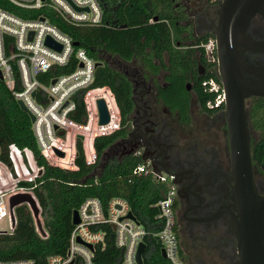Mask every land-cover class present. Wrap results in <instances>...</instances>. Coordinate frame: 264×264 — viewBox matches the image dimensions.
Wrapping results in <instances>:
<instances>
[{"label":"flooded vegetation","instance_id":"flooded-vegetation-1","mask_svg":"<svg viewBox=\"0 0 264 264\" xmlns=\"http://www.w3.org/2000/svg\"><path fill=\"white\" fill-rule=\"evenodd\" d=\"M222 1L169 0L158 6L169 18L151 10L150 17L139 19L150 24L166 21L181 55L178 70L170 49L152 58L146 54L148 47L146 53L138 50L128 59L105 52L110 66L129 82L131 98L129 119L105 148L107 159L139 155L154 169L172 174L173 228L184 264H241L236 225L244 213L243 198L254 192L264 195V165L255 155L262 152L264 158V95L249 94L244 99L249 176L236 167L233 156L217 53L212 59L202 46L206 36H219ZM103 19L96 25L108 23ZM240 38L245 79L251 84L263 80L264 1L243 26ZM209 72L214 75L203 78ZM209 79L220 87L210 90L212 85L204 83ZM201 85L214 93L207 108L198 99ZM217 95H221L218 101Z\"/></svg>","mask_w":264,"mask_h":264},{"label":"built area","instance_id":"built-area-1","mask_svg":"<svg viewBox=\"0 0 264 264\" xmlns=\"http://www.w3.org/2000/svg\"><path fill=\"white\" fill-rule=\"evenodd\" d=\"M9 1L25 8H52L75 25H96L103 16L100 0ZM5 35L12 37L8 47ZM46 37L53 39L60 47L47 44ZM202 46L213 59L216 55L215 39L208 38L202 42ZM73 58L76 65L71 71H56ZM95 67L96 61L86 49L74 44L72 37L60 30L48 16L26 18L0 6L1 78L14 97L21 99L34 115L31 121L37 145L44 158L54 166L68 170L77 168V138L82 143L86 162L94 164L97 158L95 137L110 134L121 125V113L112 89L108 85H92ZM207 82L212 85L210 90L220 87L212 79L204 83ZM220 96L215 97L216 101ZM99 98L103 99L108 112V120L104 123L99 121ZM77 100L82 102L84 108L82 122L71 116L76 109ZM8 154L11 165L0 159V223L7 219L9 225L5 230L11 232L8 196L19 190L32 191L31 186L19 185V181L34 180L40 167L35 162L33 151L27 146L20 148L11 142ZM143 175H150L167 183L164 195L154 203L159 225L156 230H149L137 219L128 216L131 209L125 197H111L104 208L98 197L89 196L77 209L79 222L74 224L71 231L68 249L64 254L49 255L47 264H70L77 255L83 258L84 264H94L93 250L96 244L104 246L105 231L93 226L102 223L111 226L114 224L115 244L123 251L120 264H139L136 258L137 248L147 235L160 238L165 257L173 264H184L178 253L173 228L172 174L154 169L147 161H139L132 169V176ZM33 263L31 258L0 259V264Z\"/></svg>","mask_w":264,"mask_h":264},{"label":"trees","instance_id":"trees-1","mask_svg":"<svg viewBox=\"0 0 264 264\" xmlns=\"http://www.w3.org/2000/svg\"><path fill=\"white\" fill-rule=\"evenodd\" d=\"M100 3L103 20H108L107 24L75 25L66 21L52 8H25L9 0H0V6L19 16H48L52 23L77 42V46L85 48L96 61L92 85H108L112 89L120 109L121 123H125L129 119L131 108L130 85L124 75L110 66L105 52L128 59L138 50L142 54L146 53L145 49L148 47L150 51L146 54L152 58L154 55L160 57L165 49H170L175 70L179 69L181 55L172 44L174 38L170 36V27L166 21L152 24L139 21L142 17H150L151 10L159 13L160 18H169L158 7L160 4L169 3V0H100ZM115 19L119 23L123 19L131 21L118 24ZM172 26L173 32L177 34L176 26ZM207 39L206 36L203 41ZM11 40L12 37L5 35L6 47ZM75 65L73 58L70 63L59 66L56 71L69 72ZM212 75L214 72H209L203 78ZM197 91L201 105L207 108V102L213 100L214 93L203 85ZM83 113L82 102L77 100L76 109L71 116L82 122ZM120 133L116 129L110 134L95 137L97 158L94 164L86 162L82 143L77 138V168L68 170L54 166L40 152L28 112L20 107L11 90L0 78V159L11 165L8 154V145L11 142L20 148L27 146L33 151L35 162L42 171L34 180H21L19 185L31 186L40 205L43 226L47 230V236H41L35 228L28 206L17 205L16 226L11 232L0 231L1 260L31 258L34 260L33 264H47L49 255L64 254L69 247V238L74 227L73 211L89 196L98 197L104 208L111 197H125L132 213L141 224L149 230L158 228L155 217L157 208L154 203L164 195L167 183L150 175L132 176L133 167L141 161L139 155L128 154L120 160L108 158L103 165L100 163L103 151ZM255 155L258 162L264 165L263 153L258 152ZM96 227L105 231V244L95 245L92 255L94 264H120L123 251L115 244L113 227L108 223L93 226ZM144 240L147 245L142 253L143 264H173L162 255L161 244L154 236L147 235ZM71 264H84L83 258L77 255Z\"/></svg>","mask_w":264,"mask_h":264},{"label":"water","instance_id":"water-1","mask_svg":"<svg viewBox=\"0 0 264 264\" xmlns=\"http://www.w3.org/2000/svg\"><path fill=\"white\" fill-rule=\"evenodd\" d=\"M264 0H223L220 7L219 36L216 41V53L218 67L222 78L223 87L226 95V117L228 120L230 141L233 148L236 167H242L250 176L251 158L249 153L244 99L249 94L264 95V79H258L253 84L249 83L243 75L244 62L239 55V45L241 43L240 34L243 26L246 25L249 18L262 5ZM46 43L59 48L60 44L56 43L50 37H46ZM77 42L74 41V44ZM2 73L0 71V78ZM20 107L28 112L31 120L34 115L28 110L27 106L21 99L17 100ZM99 121L104 123L108 120V112L103 99L99 98ZM61 153L60 151H58ZM106 150L102 153L101 164L107 161ZM42 169H39L41 173ZM248 198V199H247ZM244 213L241 222L236 225V234L240 246L241 264H264V195L260 196L254 192L252 195H245ZM20 204H26L32 214L33 221L37 232L45 237L47 230L43 226V220L40 214V205L31 190L15 191L8 196V212L10 228L16 226L15 207ZM128 216L136 219L132 211ZM72 222H79L78 210L75 209L72 215ZM114 227V224H112ZM0 231H6L2 229ZM160 243V238L155 237ZM78 241H81L77 237ZM92 247L91 244H88ZM146 242L140 241L136 258L139 264H143L142 253L146 248ZM161 253L165 257V251L161 248ZM72 262H70L71 264Z\"/></svg>","mask_w":264,"mask_h":264},{"label":"rangeland","instance_id":"rangeland-1","mask_svg":"<svg viewBox=\"0 0 264 264\" xmlns=\"http://www.w3.org/2000/svg\"><path fill=\"white\" fill-rule=\"evenodd\" d=\"M32 171V170H31ZM8 220L7 219H4L1 223H0V228L1 229H7L8 228Z\"/></svg>","mask_w":264,"mask_h":264}]
</instances>
